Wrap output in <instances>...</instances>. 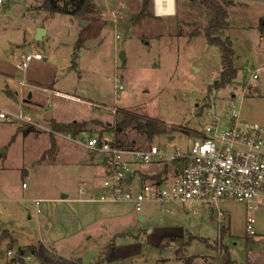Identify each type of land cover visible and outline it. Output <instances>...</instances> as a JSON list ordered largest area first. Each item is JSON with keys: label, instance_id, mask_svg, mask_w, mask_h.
Returning a JSON list of instances; mask_svg holds the SVG:
<instances>
[{"label": "rangeland", "instance_id": "1", "mask_svg": "<svg viewBox=\"0 0 264 264\" xmlns=\"http://www.w3.org/2000/svg\"><path fill=\"white\" fill-rule=\"evenodd\" d=\"M232 1L227 26L215 31L234 49L237 75L224 84L222 48L206 35L214 13L202 0H176L170 15L157 14L154 0H94L95 11L86 18L61 12L52 16L46 0H0V106L35 120H0V196L11 198L0 201V215L15 227L12 233L21 244L43 241L83 264H187L194 255L192 264H222L221 243H226L237 264H264V206L249 210L244 202L228 201L221 222L216 212L196 203L172 202L166 209L151 199L138 211L130 201H95L86 205L112 216L76 231L78 209L49 198L61 197L62 189L71 197L101 190L102 155H84L75 138L83 131H108L118 108L169 124V133L153 139L131 128L125 135L136 146L156 142L168 150L176 145L186 150L207 121L228 117L233 109L264 124V36L259 27L264 1ZM98 22L104 23L100 33L77 46L81 30ZM40 27L46 33L39 39ZM37 51L44 57L20 65L27 53ZM257 68L259 78L251 80ZM117 78L125 85L120 98ZM75 119L97 121L78 133L54 127L55 121ZM142 168L143 182L151 183L172 174L176 165L170 160ZM36 199L42 200V213ZM249 214L257 220L254 234L247 230ZM65 224L75 232L65 230ZM221 225L228 229L223 235ZM10 242L15 248L16 242ZM38 261L34 255L26 264H49Z\"/></svg>", "mask_w": 264, "mask_h": 264}, {"label": "built area", "instance_id": "2", "mask_svg": "<svg viewBox=\"0 0 264 264\" xmlns=\"http://www.w3.org/2000/svg\"><path fill=\"white\" fill-rule=\"evenodd\" d=\"M159 5L154 0L156 13L162 12ZM43 57L39 51L27 53L20 65L26 67L33 59ZM259 71L257 68L250 79L259 78ZM117 80L120 98L125 85ZM14 119L35 122L29 113L12 112L0 106V120ZM75 140L83 146L84 155L95 152L103 158L101 190L88 196L91 200L130 201L138 211L151 199L166 209L172 202L196 203L216 212L221 222L227 215L224 204L228 201L244 202L249 210L264 206V124L242 118L240 109H233L228 117H212L199 129V135L190 139L186 150L180 145L168 150L156 142L148 147L123 146L114 131H83ZM170 160L176 165L172 174L151 183L143 182L144 164H168ZM85 185L82 182V192L86 191ZM35 203L40 212L41 200L36 199ZM256 221L253 214L247 216V230L251 234L256 232ZM7 254L10 264H26L34 257L30 251L13 247L8 248Z\"/></svg>", "mask_w": 264, "mask_h": 264}, {"label": "trees", "instance_id": "3", "mask_svg": "<svg viewBox=\"0 0 264 264\" xmlns=\"http://www.w3.org/2000/svg\"><path fill=\"white\" fill-rule=\"evenodd\" d=\"M203 4L213 11L214 16L211 19L210 25L206 29V35L211 43L218 44L222 48V79L224 84H227L233 80L237 75V67L234 64V49L223 43L219 34L215 31L225 28L228 24L229 17V6L233 3L232 0H202ZM146 4V3H145ZM47 9L50 13L61 12L64 14L88 17V15L94 13L95 3L94 0H46ZM104 27V23L98 22L97 24L90 25L83 28L79 34L76 41L77 46L83 45V43L100 33V30ZM259 27L261 31H264V17L261 19ZM76 60H73V67H76ZM119 115L116 118L115 126H111L108 131H114L117 134L118 142L123 146H136L137 142L135 139L128 140L125 135H127V129H135L139 132H144L149 139L155 138L159 134H167L173 129L169 124L161 120L157 116L150 114H143L135 110L128 108H118ZM96 119L89 120H73L69 123H61L58 121L54 122V127L57 130H68L78 133L86 129L87 125H90ZM31 128L26 129L29 131ZM123 134V135H122ZM221 225V235L225 234L228 229ZM247 243L249 244L250 238H247ZM114 243V244H113ZM108 246V249L104 254H108L111 247L115 245ZM13 247L10 244V248ZM221 259L222 264H237V260L233 258L230 246L226 243H221ZM19 250L30 251L39 260H43L51 264H83L80 259L68 258L62 254L56 253L55 250L51 249L43 241L39 243H32L27 245V247L19 246ZM51 251V252H50ZM54 252V253H53ZM58 255H56V254ZM180 259H184L185 256H178ZM195 255L190 256L187 259V264H192ZM91 264H99V262H94ZM246 264H255L252 261H247Z\"/></svg>", "mask_w": 264, "mask_h": 264}, {"label": "crops", "instance_id": "4", "mask_svg": "<svg viewBox=\"0 0 264 264\" xmlns=\"http://www.w3.org/2000/svg\"><path fill=\"white\" fill-rule=\"evenodd\" d=\"M261 1H264V0H261ZM57 13H53L52 16H54ZM46 15H48V14H46ZM261 32H262V36H264V31H261ZM53 83H54V86H56V82H52V84ZM23 185H24V183H23ZM61 192H62L61 193L62 194L61 197H49V198L50 199H56V200H53L51 202H57V203L64 204V205H67L69 207H74V208H77L78 209L77 213L80 216H79V223H78V225L76 227V231H78L77 229L80 230V229L84 228L85 226H87L88 224H90V223H92L94 221L103 220L105 218H109L110 216H112V214H106V213H102L101 211H95L94 208L90 207L89 205H86L87 203L95 202V201H98V202H108V201L91 200V199H89L85 195H80L79 196L78 195L79 194L78 191L75 192V195L72 196V197H71V192L70 191H67V189H62ZM85 192H87V191H85ZM91 194L92 193L90 191L89 192V195H91ZM2 200L3 201L11 200V198L10 197H6V196H0V201H2ZM41 203H42V200H41ZM64 210H65V208L61 212H63ZM46 211H48V214H49V210L47 208H46ZM42 212L43 211H42V208H41L40 213H42ZM43 214L45 215L46 220H48L49 215H47L45 213H43ZM29 216L30 217H33V213L30 212L29 213ZM145 218H146V216H145ZM51 227L52 226L50 224L47 226L48 229H50ZM64 227H65L64 228L65 230H68V231H71V232L75 230V228H73V229L67 228V227H69V226H67V224H65ZM12 228H15V227L12 226L7 221H5V219H3V217L0 215V264H10V260H9L8 255H7V250H8V248H10V244H12V242H10V239H13L14 242H16L14 244L15 245V249H17L19 246L27 247V244H21L20 241H19V239L12 233V230H14ZM66 234L72 235L73 233L72 234L71 233H66ZM47 245H49V244H47ZM51 248L53 250H55L56 253L61 254L58 251V249L55 248L54 246L51 247ZM180 260H182V259H180ZM38 262H45V261L39 260ZM35 264H37V262H35ZM49 264H51V263H49Z\"/></svg>", "mask_w": 264, "mask_h": 264}, {"label": "bare ground", "instance_id": "5", "mask_svg": "<svg viewBox=\"0 0 264 264\" xmlns=\"http://www.w3.org/2000/svg\"><path fill=\"white\" fill-rule=\"evenodd\" d=\"M159 5V11L157 14L159 15H170L174 14L176 12V0H158ZM164 4V5H163Z\"/></svg>", "mask_w": 264, "mask_h": 264}, {"label": "water", "instance_id": "6", "mask_svg": "<svg viewBox=\"0 0 264 264\" xmlns=\"http://www.w3.org/2000/svg\"><path fill=\"white\" fill-rule=\"evenodd\" d=\"M148 1H150V0H144V4L147 3ZM45 33H46V28L45 27H40L38 29V32H37V38H39V39L42 38ZM229 43L232 44V41L230 40ZM122 55H123V57H125L124 53ZM217 81H218V79H216V82ZM174 137H175V135H171L170 136V138H174ZM142 218L144 219L145 216L142 215ZM195 230H196V228H195Z\"/></svg>", "mask_w": 264, "mask_h": 264}]
</instances>
